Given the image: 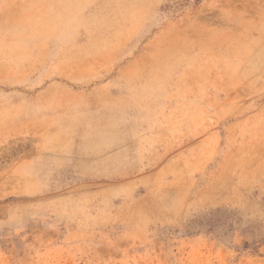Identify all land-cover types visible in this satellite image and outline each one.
I'll return each mask as SVG.
<instances>
[{"label":"rangeland","instance_id":"1","mask_svg":"<svg viewBox=\"0 0 264 264\" xmlns=\"http://www.w3.org/2000/svg\"><path fill=\"white\" fill-rule=\"evenodd\" d=\"M0 264H264V0H0Z\"/></svg>","mask_w":264,"mask_h":264},{"label":"crops","instance_id":"2","mask_svg":"<svg viewBox=\"0 0 264 264\" xmlns=\"http://www.w3.org/2000/svg\"><path fill=\"white\" fill-rule=\"evenodd\" d=\"M117 161V160H115ZM97 163H103L102 160H100L96 155L93 156H86L83 159H80L76 164L79 165V169L81 172L87 174V176H85V178H97L100 177L101 174H103V172H101V168L97 167L96 165ZM91 166H93L91 169ZM111 169V168H110ZM93 170V171H91ZM97 170H100L99 172ZM105 173V171H104ZM107 173V172H106Z\"/></svg>","mask_w":264,"mask_h":264}]
</instances>
